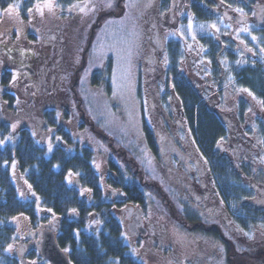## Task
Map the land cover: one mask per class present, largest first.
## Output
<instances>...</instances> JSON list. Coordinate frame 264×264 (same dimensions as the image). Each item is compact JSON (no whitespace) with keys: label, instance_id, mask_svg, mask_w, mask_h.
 I'll list each match as a JSON object with an SVG mask.
<instances>
[{"label":"rangeland","instance_id":"1","mask_svg":"<svg viewBox=\"0 0 264 264\" xmlns=\"http://www.w3.org/2000/svg\"><path fill=\"white\" fill-rule=\"evenodd\" d=\"M172 2V11L164 13L161 12V0H84L74 4L80 7L72 5L65 10L56 6L58 2L54 0L52 11L45 8L41 16L36 8L32 7L29 8L31 12H27L28 17L22 15L23 1L14 4L18 7L4 10L0 15V50H8L12 56L11 60L19 62L8 64L7 68L12 70L17 78L26 76L18 72V69L30 62L26 57H15L21 52L15 45V40L27 31V41L18 43V46H27L25 50H29L32 56H37L43 74L34 78V87L37 89L33 97H27L28 91L23 88L19 93L16 92L19 101L14 106L15 109L6 97V92L15 91L7 87L6 80L0 75V120L6 121L11 128L10 134L2 144H15L22 128H30L37 143L43 146L48 154H52L62 141L65 142L60 132H67L76 144L78 142L86 148L88 146L94 152L93 167L102 180L100 187L104 193V201L111 203L113 215L118 217L122 216L119 211L121 208L134 205H119L112 195L108 194L110 186L105 180V165L110 160L120 167L124 182H133L138 178L139 186L152 185L151 193L146 194L145 207H134L141 211L144 209V220L154 216L162 235L155 232L153 236L151 233L150 237L152 235L153 238L145 240L124 233L125 242L131 246L132 252L143 264H257L255 260L261 261L262 256L264 259V225L248 232L242 229L244 235L236 236L230 232L225 220L223 224L220 217L208 213L202 205H193L194 210L187 207L186 213L191 217L197 216L200 223L195 225L198 224L203 229L193 232L191 229L194 226L189 225L180 215L182 210L178 211L180 203L185 206L188 189L183 183L181 185L179 178L165 166L161 153L153 155L145 131L163 121L168 134H172L173 124L169 125L167 117L165 118V115H168L170 121H174L176 132L184 140L188 136L193 146L201 151L195 131L181 115L180 104L170 84L164 83L165 68L169 60L167 44L171 40H178L182 45L180 71L193 81L211 109L218 111L226 124L233 125L232 129H235L237 134L246 133L249 136L243 139L241 135V138L234 139L230 134L223 143L229 149L228 154L237 165H248L249 169L257 173L256 168L264 165V150L260 144L252 141V138L259 136L251 128L255 113L247 105V116L241 117L242 105L247 103L244 94L248 93L250 97L257 98L253 92L249 94L247 88L239 87L237 80L227 74L226 67L220 74L209 70L206 57L208 50L200 39L217 37L224 45V51L231 49L236 54L237 67L255 65L256 62L258 65L264 64V51L258 44V36L255 35L258 24H264V20L259 23L251 21L248 26L246 23L236 22L237 16L247 15L254 20V12L248 13L242 9L241 13L237 11L241 8L232 9L220 3L215 7L217 19L199 22L191 12L193 0ZM80 8L84 10L81 11ZM224 12L232 19H226ZM213 24L216 25L215 28L210 27ZM201 25L204 26L203 29ZM243 28L249 31H241ZM9 30L16 33L7 34ZM16 36L17 38H14ZM12 38L14 43L10 42ZM41 48H45L43 52L40 51ZM153 48L156 57L150 55ZM226 61L228 60L225 57L223 62ZM109 62L112 64L111 75L108 77L104 73L102 78L99 73V77L94 80L96 73L108 69ZM51 79L57 82L58 85H53L57 86L56 89L49 84ZM50 110L56 111L55 117L60 122L55 128L51 127L44 117ZM184 126L187 127L186 131ZM248 129L252 131L251 134L247 133ZM154 134L153 139L157 144L163 133L162 136L156 131ZM241 142L247 146L249 142L254 143L249 146L252 151L249 153V156H252L251 162L245 150L234 148L235 144ZM262 145L264 146V143ZM159 146L158 151L161 149V145ZM256 152L260 153L259 157L254 155ZM201 154L211 171L208 159L202 151ZM11 171L14 176V167ZM79 176L78 172L72 171L68 176V183L78 188L84 198L93 197V191L82 186ZM76 178L77 185L74 182ZM14 179L24 198H37L26 181L19 177L17 182L16 176ZM173 189L178 191V196L181 197L179 202L175 203L177 206L170 201L173 200L169 196ZM115 190L118 191L116 188ZM190 196L193 199V196ZM138 210L134 211V215L138 214ZM37 213V222L25 214H20L11 221L17 236L8 250L9 254L19 255L29 261L20 264H50L44 262L41 257L27 258L26 247L23 250L15 248L29 228L33 231L39 230L40 227L46 228L56 217L51 210L45 209L38 202ZM186 213L184 214L187 216ZM96 217L94 216L93 220ZM98 221V218L94 222L91 221L87 229L90 232L94 230L92 228ZM120 222L122 223V217ZM25 238L27 242L29 238ZM139 239L141 242H138Z\"/></svg>","mask_w":264,"mask_h":264},{"label":"trees","instance_id":"2","mask_svg":"<svg viewBox=\"0 0 264 264\" xmlns=\"http://www.w3.org/2000/svg\"><path fill=\"white\" fill-rule=\"evenodd\" d=\"M23 1L22 15L28 17L29 8L35 7L37 2L43 3L44 0H0V15L9 8L10 5ZM84 0H57L61 9L65 10L76 3ZM193 0L191 3V12L195 20L210 21L217 19L215 7L220 3L224 7L232 9L241 8L258 18L264 19V0H247V2H237L236 0ZM161 12L171 11L173 7L172 0H161ZM258 15V17L256 16ZM1 18V16H0ZM1 21V19H0ZM10 31V30H9ZM16 33L14 30L7 34ZM255 35L258 36V44L264 49V26L258 25ZM29 32H23L15 45L20 48V57L29 59L28 65L32 66L35 75L28 73L24 78L15 77V73L7 68V65L16 64L17 61L11 60V53L8 50H0V75L4 78L7 87H11L15 92H6V97L10 100L11 107L15 109L18 104L17 93L22 88L27 92V97H33L36 94L37 87L34 78L41 76L40 63L32 56L27 46L20 42L27 41ZM14 38H17L14 37ZM13 40H10L14 43ZM201 43L207 48V59L215 71H220L223 67L222 59L228 56L229 72L238 80L239 87H247L255 94L256 103L264 109V67L263 63L258 65H246L240 68L235 66L236 55L228 50L223 53L222 45L212 38H201ZM41 48L40 51H44ZM167 53L169 60L167 63V80L171 85L176 97L180 102V109L184 115L185 121L196 132L201 151L209 158L217 181L221 186V193L225 201V208L230 215L242 228L247 230L257 229L264 225V208L256 207L252 202V196L255 191L251 186L255 185L257 191L264 189V172L254 173L247 165H235L227 155L217 151L219 143L228 137V128L220 119L218 113L211 109L199 89L187 79L181 70L182 45L178 40H171L167 44ZM263 64V65H262ZM22 65V63H21ZM25 65V64H24ZM27 65V64H26ZM112 71V64L109 62L108 69L96 73L93 77L103 78L104 73L109 77ZM55 72V71H54ZM58 73V72H57ZM61 74V73H60ZM55 80L51 79L49 83L53 89ZM17 92V93H16ZM259 109V107H258ZM246 106L241 110V117H245ZM19 112V109H18ZM261 115L257 116L256 130L259 135L256 142L264 143V111L259 110ZM56 116V111H47L45 116L51 127L60 125ZM65 140L63 146L56 148V151L47 156L45 148L40 146L32 131L27 128L20 131V138L16 145H2L3 140L10 134V125L7 122L0 121V264H19L18 259L7 251L16 238V230L9 225V221L20 214H27L32 221H37L35 203L32 200L23 199L18 191L14 177L11 174V166L15 164L16 174L27 180L34 192L40 198L42 206L51 210L59 220L62 221V234L58 238V243L62 249H68L69 256L74 264H143L132 252L131 246L127 245L124 239V228L121 223L109 212V207L105 203V197L100 187V177L93 167L94 152L87 146L82 147L74 142L72 137L65 132H60ZM251 134L250 129L247 130ZM147 138L151 146L153 145L152 133L147 129ZM262 143V144H263ZM154 147V146H153ZM264 148V146H263ZM109 170L111 177L109 184L116 189L122 190V195H127L132 204L141 203L143 196L139 189L130 182H124V177L113 160L109 161ZM70 171L80 173L81 180L86 187L94 192V203L82 198L77 189L70 187L66 182L67 174ZM131 175L130 171H127ZM135 177V175H132ZM137 180V179H136ZM257 184V185H256ZM108 207V208H107ZM185 208V206L183 207ZM75 210V211H73ZM181 216L186 219L189 225H192L193 232H199L203 229L198 226L200 223L197 216L191 217L185 215L183 209ZM95 211L101 218L102 228L96 233L88 232L87 225L91 221V213ZM195 223H198L195 225ZM188 231V230H187ZM190 231V230H189ZM209 233V232H208ZM212 233V232H210ZM213 239V238H212ZM214 240V239H213ZM216 241V240H214ZM217 242V241H216ZM37 251L31 253V257H36ZM255 260L257 264H264L263 256Z\"/></svg>","mask_w":264,"mask_h":264},{"label":"flooded vegetation","instance_id":"3","mask_svg":"<svg viewBox=\"0 0 264 264\" xmlns=\"http://www.w3.org/2000/svg\"><path fill=\"white\" fill-rule=\"evenodd\" d=\"M155 40V39H154ZM151 55L153 57L156 56L155 51H153L151 53ZM176 113V112H175ZM178 114V112L176 113ZM167 117V121L170 124H173V126L171 127L172 129V134H168V132L165 129V125L163 121H159L160 124L157 126L155 125L154 127L157 129L158 131V135L162 136L161 139H158L157 141V145H155V141L152 137V140L154 143L152 145L155 146L156 149H152L151 152L153 153L154 156L159 155L161 153L162 159L164 160V164L165 166L168 167V169L174 173V175L177 177V179L179 178V183H182L187 187L186 189H188V194L193 196V203L194 205H202V208L206 209V211L210 214H216L218 217L221 218V220L223 221L224 218H226L228 221L227 226L228 229L230 230V232L236 236L239 235L238 232H236L235 230V225L236 223L233 222L230 219V215L229 212H227L226 208H225V201L223 200V196L222 193L220 192L217 184H216V180L214 175L211 173L212 171L209 170V167L206 166L205 162L203 161L202 158V154L200 150H197L196 147L193 146V144L191 143L189 137H186V140H184L175 130L174 128V121H170L168 115H165V118ZM172 119V118H171ZM177 123L181 124L179 120H176ZM231 128L234 127L233 125H230ZM187 127L184 126V130L186 131ZM233 133L234 131H236L235 129H232ZM163 133V134H162ZM162 134V135H161ZM238 137H240L241 133L237 134ZM237 135L233 134L234 139L237 138ZM243 135V134H242ZM242 143V142H241ZM235 144V147H240L243 150H245L246 156H248V158H250L249 162H251L252 160V156H249V153L252 152L249 148V146L245 145V144ZM161 145V149H159V151L157 150V146L158 148H160ZM254 145V144H253ZM164 146V147H163ZM156 153V154H155ZM256 156H260L259 152H256V154H254ZM255 159V158H253ZM109 163H107L105 165V171H106V184L109 183V178L111 177V172L109 170ZM257 170H263L264 171V165H260L258 168H256ZM102 182V180L100 179V183ZM78 184V182H77ZM101 186V185H100ZM110 188H108L107 192L108 194L112 195V197L115 199V202L119 205H123L125 203H131L129 202L127 195L123 196L122 198H118L117 195L115 194L116 190L115 187L112 186L111 184H109ZM138 188V184L136 183L135 185ZM121 190V188L119 189ZM93 191V190H92ZM140 191V190H139ZM142 191V190H141ZM141 195L143 196V201L142 204L141 203H136L134 206L139 207H145L146 204V195L145 193L141 192ZM148 194V193H146ZM257 198L255 200L256 205L259 207H264V189H261L260 193L257 191ZM93 197H94V192H93ZM92 198H89V200H91ZM92 203H94V199L91 200ZM113 203V202H112ZM109 207V212L112 214V205L111 203H107ZM107 207V208H108ZM127 208V207H126ZM126 208L124 207L122 209V213L124 215L120 216L118 218L119 221H121V217H122V227L124 228V230H127L128 233H130L131 236L135 237V238H143V239H147V238H153L152 235L150 237V234L153 233V236L155 235V232H157V229L159 228V224L157 221L154 220V216L153 218H148L146 220H144V209L143 211L138 210V214H136V216L134 215H126L124 211H126ZM134 207L131 208V211L134 210ZM201 208V209H202ZM121 209L119 211H121ZM121 213V212H120ZM121 213V214H122ZM92 217H96L97 214L95 211H93L92 213ZM98 218V223H96L92 229H94V231H98L100 229V224L102 227V221L101 218H99L98 216L96 217ZM96 218L94 219L96 221ZM94 220H92L94 222ZM157 227V228H156ZM45 227H40L39 230H27V232L25 233V236H27L29 239H24L21 243L23 247H26L27 250H30L33 248L34 243H36L35 241V237L34 235H36L39 239V235L40 233L43 231ZM60 231V229H59ZM58 235V234H57ZM138 242H141L140 239L138 240ZM26 252V251H24Z\"/></svg>","mask_w":264,"mask_h":264},{"label":"water","instance_id":"4","mask_svg":"<svg viewBox=\"0 0 264 264\" xmlns=\"http://www.w3.org/2000/svg\"><path fill=\"white\" fill-rule=\"evenodd\" d=\"M188 2L190 0H187ZM26 70L33 72L31 69L26 68ZM56 226H52L50 231L43 233L41 237V248L40 251L45 259H47L51 264H71L69 256L61 251L55 232L57 231Z\"/></svg>","mask_w":264,"mask_h":264},{"label":"snow or ice","instance_id":"5","mask_svg":"<svg viewBox=\"0 0 264 264\" xmlns=\"http://www.w3.org/2000/svg\"><path fill=\"white\" fill-rule=\"evenodd\" d=\"M56 6H59V5H56ZM14 7H18V5H10L8 10H11ZM53 7H54V0H44L43 3L37 2L36 5H35L36 10L41 14V16L44 14V9L45 8H47L49 11H52ZM73 7H80V6L79 5H73ZM8 10H6V11H8ZM80 10L83 11L84 9L80 8ZM237 11H239L241 13L243 12L242 9H237ZM29 12H31V9H29ZM210 27L215 28L216 25L213 24ZM189 28H191V25H189ZM201 28L203 29L204 26L201 25ZM217 31H218V29H217ZM241 31L247 32V31H249V29L243 28V29H241ZM193 39H195L194 35H193ZM253 39L255 40L256 37H253ZM242 43H243V41H242ZM249 51H251V49H249ZM262 51H264V49H262ZM73 211H75V210H73ZM9 247H11V246H9Z\"/></svg>","mask_w":264,"mask_h":264},{"label":"bare ground","instance_id":"6","mask_svg":"<svg viewBox=\"0 0 264 264\" xmlns=\"http://www.w3.org/2000/svg\"><path fill=\"white\" fill-rule=\"evenodd\" d=\"M149 129H150V131H151L152 134H154V132L157 131V129H156L155 127H153V126L150 127ZM145 135H146V137H147V135H148V134H147V130L145 131Z\"/></svg>","mask_w":264,"mask_h":264}]
</instances>
